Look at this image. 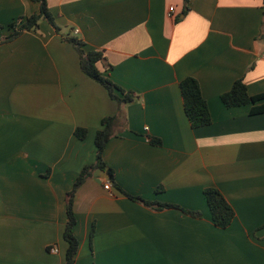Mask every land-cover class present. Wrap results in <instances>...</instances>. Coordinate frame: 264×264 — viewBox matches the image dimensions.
<instances>
[{"label":"crops","instance_id":"0c3cea01","mask_svg":"<svg viewBox=\"0 0 264 264\" xmlns=\"http://www.w3.org/2000/svg\"><path fill=\"white\" fill-rule=\"evenodd\" d=\"M47 2L60 31L42 19L7 40L9 24L40 4L0 0V264L66 263L67 196L112 115L106 168L75 196V264H264V112L221 99L240 78L264 92V0ZM72 36L103 52L99 69L133 101L119 104L82 70ZM187 77L201 86L208 125L185 113ZM211 186L235 209L226 228L213 222Z\"/></svg>","mask_w":264,"mask_h":264},{"label":"trees","instance_id":"16d2710c","mask_svg":"<svg viewBox=\"0 0 264 264\" xmlns=\"http://www.w3.org/2000/svg\"><path fill=\"white\" fill-rule=\"evenodd\" d=\"M39 2V11L33 13L30 16L23 17L21 21H14L9 24V27L13 29L12 33L5 39H13L27 30L39 29L42 19H47L57 31H60L59 26L55 22L53 13L51 12L47 0H33ZM189 0H185L188 4ZM4 26L0 25V29ZM67 40L77 49L80 54V65L82 70L91 78L100 82L109 92L113 99H116L119 104L133 101L136 96L132 92H128L118 86L109 77L105 76L99 69L98 63L104 59V54L100 50L85 48L86 42L78 37H67ZM181 92L184 101L185 113L193 127L208 125L211 123V114L207 100L202 94L201 86L198 80L194 77H187L180 83ZM221 99L225 106L235 107L246 104H252L251 113L264 112V92L252 95L249 92L248 85L244 82L243 78L237 79L230 90L224 92L221 95ZM118 122V115H112L105 117L102 120V127L97 131L95 143L97 147L96 162L91 165H86L78 175L73 188L69 191L67 196V215L68 221L64 231V238L68 243V249L66 254L65 264H75L76 255L79 250V239L75 235L74 228L77 223V217L74 211V201L78 188L85 182V180L92 176L93 171L96 168H106V164L103 161V153L109 139L114 134V126ZM87 130L79 127L76 129V134L80 138L86 136ZM110 178L114 181L119 189L120 186L114 180V174L110 168ZM205 197L211 211L212 219L215 225L226 228L229 226L234 217L235 209L231 203L227 200L225 195L215 186L208 187L204 190ZM129 197L136 201L145 203L146 205H154L159 208L164 207H177L176 205L169 203L151 202L143 199L140 196L130 195ZM192 215H199L197 211L184 210Z\"/></svg>","mask_w":264,"mask_h":264},{"label":"built area","instance_id":"2783aa9c","mask_svg":"<svg viewBox=\"0 0 264 264\" xmlns=\"http://www.w3.org/2000/svg\"><path fill=\"white\" fill-rule=\"evenodd\" d=\"M173 10H174V7L171 6V7L169 8V11L172 12ZM105 188L110 189V188H111V184H110L109 182H107V183L105 184ZM57 250H58V248H57L56 246H53V247L50 248V251H52V252H56Z\"/></svg>","mask_w":264,"mask_h":264},{"label":"water","instance_id":"95a60500","mask_svg":"<svg viewBox=\"0 0 264 264\" xmlns=\"http://www.w3.org/2000/svg\"><path fill=\"white\" fill-rule=\"evenodd\" d=\"M98 171H100V172H95V175H97V173H104L107 177L109 176V173L108 172H105V171H103L102 169H98ZM100 174V175H101ZM264 231V230H263Z\"/></svg>","mask_w":264,"mask_h":264}]
</instances>
